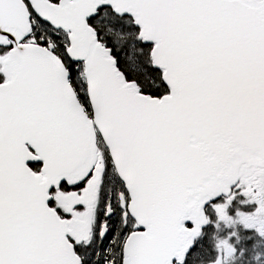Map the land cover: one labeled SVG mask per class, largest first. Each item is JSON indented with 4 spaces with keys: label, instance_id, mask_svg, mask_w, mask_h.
<instances>
[{
    "label": "snow or ice",
    "instance_id": "obj_1",
    "mask_svg": "<svg viewBox=\"0 0 264 264\" xmlns=\"http://www.w3.org/2000/svg\"><path fill=\"white\" fill-rule=\"evenodd\" d=\"M0 264H264V0H0Z\"/></svg>",
    "mask_w": 264,
    "mask_h": 264
}]
</instances>
